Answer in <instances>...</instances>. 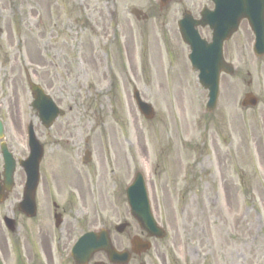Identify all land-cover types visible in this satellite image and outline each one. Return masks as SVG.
Masks as SVG:
<instances>
[{
    "label": "rangeland",
    "instance_id": "obj_1",
    "mask_svg": "<svg viewBox=\"0 0 264 264\" xmlns=\"http://www.w3.org/2000/svg\"><path fill=\"white\" fill-rule=\"evenodd\" d=\"M2 1L0 100L7 129L23 131L32 118L29 78L43 85L70 122V161L80 163L75 148L90 139L92 181L115 195L91 215L116 225L130 219L118 190L141 171L154 215L168 232L160 241L168 259L264 264V56L253 52L249 25L243 22L225 44L236 71L223 75L218 105L207 112L208 91L176 33L170 38L180 7L200 8L207 0L177 1L161 11L156 5L148 22H138L130 8L146 10L159 0H82L81 18L79 0ZM113 11L124 23L116 30ZM134 88L153 105L152 119L139 112ZM248 92L259 98L257 106H241ZM79 177L73 171L69 180Z\"/></svg>",
    "mask_w": 264,
    "mask_h": 264
},
{
    "label": "flooded vegetation",
    "instance_id": "obj_2",
    "mask_svg": "<svg viewBox=\"0 0 264 264\" xmlns=\"http://www.w3.org/2000/svg\"><path fill=\"white\" fill-rule=\"evenodd\" d=\"M177 1L182 0L169 1L159 7L160 11ZM78 4L81 17L84 15V1L79 0ZM203 6L212 9L214 4L207 0V5ZM203 6L199 8L194 3L190 10L180 7L178 17L174 19L176 29H170L173 33L170 38H174L176 33L182 52L188 48L178 34L179 20L186 12L191 13L193 19H198ZM3 8L5 3L0 0V12ZM155 9L156 4L149 1L148 8L136 10L134 17L138 22H148L154 19ZM109 15L110 24L113 18L115 20L114 30L124 26L116 11ZM126 23L131 26V19L126 18ZM199 32L207 35L209 30L199 27ZM163 40L164 43L168 41L166 33H163ZM165 49L168 50L167 47ZM3 108L4 103L0 100L2 120ZM65 117L66 114H62L53 122L46 123L34 111L30 119L41 156L39 181L29 201L26 200L28 179L22 163L29 154L25 148V134L22 130H9L5 126L3 137H0V264H118L111 261L105 250L94 251L87 259L77 260L72 256L73 246L89 230L105 232L115 249L129 255L126 262L119 264H184L176 258L168 259L164 248L161 249V239L150 237L135 219H125L126 226L119 228L108 219L91 215L98 212V207L105 210L107 205L104 202H112L115 195L103 194L101 181H92L97 177L96 170L85 169V164L79 166L70 161V122ZM89 142L90 139H83V150H87L85 146ZM81 147L75 148L76 156ZM11 167L13 177L6 173V168ZM73 171L80 176L79 181L69 180ZM118 192L121 200L124 197L122 203L126 202V188Z\"/></svg>",
    "mask_w": 264,
    "mask_h": 264
},
{
    "label": "water",
    "instance_id": "obj_3",
    "mask_svg": "<svg viewBox=\"0 0 264 264\" xmlns=\"http://www.w3.org/2000/svg\"><path fill=\"white\" fill-rule=\"evenodd\" d=\"M215 1L217 3L215 10L213 12H205L201 21L203 25L208 24L213 30V37L210 43L200 38L194 26H191L190 29L181 26V32L185 41L192 47L190 59L193 67L200 71L199 80L201 84L209 89L207 108L210 111H213L217 105L221 73L232 74L234 72L233 65L227 63L223 56V44L225 40L229 39L237 31L241 19L247 18L249 20L252 30L256 35L255 51L260 56L264 55V0H241V2H239L240 0ZM31 88L37 94V106L41 114L48 115L53 112L55 113V111H52L54 103L44 95L43 91L33 83H31ZM137 95L138 93L136 92L135 96L140 110L147 118H152L154 115L152 106L142 101ZM248 104H257V99L252 94H247L243 101V105ZM30 161V158L26 161L28 163L26 170L29 179L37 181L38 166L32 167L29 164ZM128 197L132 213L141 225L151 231L152 234L163 236L164 233L157 227L151 214L144 181L140 173L137 174L134 184L128 189ZM92 235L88 234L81 239L79 243L81 250H88V248L85 249V246ZM95 248L102 247L97 245ZM112 256L114 259L121 257L115 251Z\"/></svg>",
    "mask_w": 264,
    "mask_h": 264
}]
</instances>
